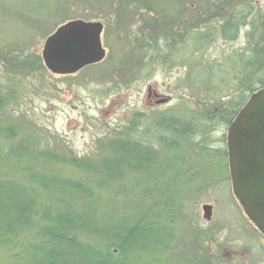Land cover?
Returning a JSON list of instances; mask_svg holds the SVG:
<instances>
[{"label":"rangeland","instance_id":"obj_1","mask_svg":"<svg viewBox=\"0 0 264 264\" xmlns=\"http://www.w3.org/2000/svg\"><path fill=\"white\" fill-rule=\"evenodd\" d=\"M123 1L0 0V133L16 134L0 136V178L28 181L35 171L90 178L69 162L12 155L11 145L21 141L63 159L100 161L111 140L129 136L155 154L101 194L103 222L132 221L154 210L158 216L151 220L156 225L149 226L144 255L158 256L157 264H246L243 242L248 264H264V243L250 229L243 240V209L228 181L230 114L224 105L260 86L264 0H130L129 9ZM77 18L104 23V60L67 75L51 72L43 59L41 69L33 67L46 38ZM231 19L236 35L226 38L222 24ZM151 20L159 22L151 26ZM165 24L163 33L151 30ZM202 33L208 35L205 44L198 40ZM18 55H30L31 65H12ZM249 59L251 65L243 67ZM151 90L158 97L150 99ZM160 98L165 101L156 103ZM168 117L192 120L195 131L178 137L180 131L167 130ZM168 135L178 145H161L159 138ZM155 196L161 207L150 206ZM205 204L215 205L211 220L204 216ZM168 225L176 235L173 247L157 253L155 236ZM27 237L0 245V264H26L33 251L24 246L36 241Z\"/></svg>","mask_w":264,"mask_h":264},{"label":"trees","instance_id":"obj_2","mask_svg":"<svg viewBox=\"0 0 264 264\" xmlns=\"http://www.w3.org/2000/svg\"><path fill=\"white\" fill-rule=\"evenodd\" d=\"M129 1L124 0L121 6L123 4L125 9H129ZM145 7L150 8L149 3ZM119 8V6L115 7L117 13L120 12ZM247 18V14L243 13V23ZM162 20L164 19H159ZM121 21L120 19L119 22ZM149 22L151 26L158 23L152 20ZM166 26L167 24L162 27L157 25L156 28L151 27V30L163 33L169 28ZM222 30L226 38H233L236 35L232 19L222 24ZM139 37H142L141 40L147 38L146 35ZM198 40L205 44L208 35L202 33ZM30 57V55H18L11 58L10 63L15 67L17 65L19 68H25L31 65ZM33 63L36 69L43 67L40 56H37ZM251 63L252 59H249L243 67H249ZM256 78L260 86L250 91V94L264 88V75L258 74ZM250 94L225 102V110L230 114L226 120L228 125ZM168 119L170 124L167 130L180 131L178 137L186 138L195 131L190 119L179 117H168ZM7 131L3 129L4 133L1 132L0 136L8 140L16 137L14 131L12 134ZM167 138L171 141L166 142ZM167 138L165 136L159 138L161 145L166 147L178 145L170 135ZM107 152L100 161L78 156L63 159L49 150H35L24 141L11 145L10 153L19 158L36 157L47 163L69 162L90 175V178L78 180L64 177L57 172L37 171L29 176L28 181L0 178V245L11 247L22 238L34 236L36 241L24 246V251H33V256L26 260V264L159 263L158 256H153L150 260L144 255L148 253L149 226L156 225V222L151 221L153 217L158 216L154 215L156 214L154 210L146 209V213L137 215L132 221L128 218H116V220L110 218L107 222H103L99 215L101 194L106 189H111L112 187L109 186L115 182L124 179L126 171L140 170L143 163L152 162L155 150L150 149L140 140L126 136L111 140L107 145ZM225 154L227 155V151ZM37 187L43 191H39ZM156 197L150 205L154 208L161 207ZM173 231L174 227L168 225L161 228V235L156 234L154 247L157 253L161 251L169 253L172 249L176 238ZM90 239H93L95 244L89 243Z\"/></svg>","mask_w":264,"mask_h":264},{"label":"water","instance_id":"obj_3","mask_svg":"<svg viewBox=\"0 0 264 264\" xmlns=\"http://www.w3.org/2000/svg\"><path fill=\"white\" fill-rule=\"evenodd\" d=\"M103 23L74 19L44 43L42 59L53 73L73 74L106 57ZM165 101V100H164ZM232 188L247 216L264 233V88L252 93L227 130Z\"/></svg>","mask_w":264,"mask_h":264},{"label":"flooded vegetation","instance_id":"obj_4","mask_svg":"<svg viewBox=\"0 0 264 264\" xmlns=\"http://www.w3.org/2000/svg\"><path fill=\"white\" fill-rule=\"evenodd\" d=\"M105 28V25H104ZM104 31V30H103ZM152 91V90H151ZM149 93V97L150 99H155L156 97H158V94L156 91H152ZM165 99L160 98L156 100V103L159 104V102H163ZM227 157V155H226ZM228 167V164H227ZM228 181L231 183V179L229 177V171H228ZM235 197V195H234ZM236 201L238 202L237 198L235 197ZM238 207L240 209H242L241 205L239 204V202L237 203ZM215 205L212 204H205L203 205V210L205 212V217L208 220H211L213 218L214 215V208ZM248 229H250L251 231L254 232L255 237H256V241H259L260 243H264V233L255 225V223L249 219V217L245 214V211L243 209V240H245V238L247 237V233H248ZM258 259V257H256V260ZM243 261L248 264V259L246 257V243L243 242ZM250 261H254V259L250 258ZM258 263V261H257Z\"/></svg>","mask_w":264,"mask_h":264}]
</instances>
